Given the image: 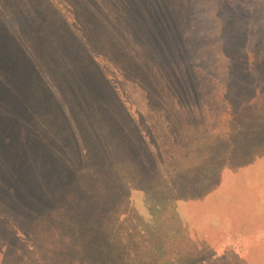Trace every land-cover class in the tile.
I'll return each instance as SVG.
<instances>
[{"label":"rangeland","instance_id":"1","mask_svg":"<svg viewBox=\"0 0 264 264\" xmlns=\"http://www.w3.org/2000/svg\"><path fill=\"white\" fill-rule=\"evenodd\" d=\"M0 264H264V0H0Z\"/></svg>","mask_w":264,"mask_h":264},{"label":"trees","instance_id":"2","mask_svg":"<svg viewBox=\"0 0 264 264\" xmlns=\"http://www.w3.org/2000/svg\"><path fill=\"white\" fill-rule=\"evenodd\" d=\"M241 75H243V77H248V78H250V72H249V70H245V69H243L242 71H241ZM232 76H234V75H232ZM246 90V92L248 93V89H245ZM239 130V129H238Z\"/></svg>","mask_w":264,"mask_h":264}]
</instances>
